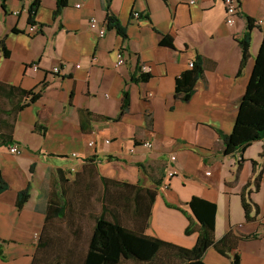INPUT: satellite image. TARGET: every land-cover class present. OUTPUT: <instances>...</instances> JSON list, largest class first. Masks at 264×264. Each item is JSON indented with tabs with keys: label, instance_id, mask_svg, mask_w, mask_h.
Returning <instances> with one entry per match:
<instances>
[{
	"label": "crops",
	"instance_id": "crops-1",
	"mask_svg": "<svg viewBox=\"0 0 264 264\" xmlns=\"http://www.w3.org/2000/svg\"><path fill=\"white\" fill-rule=\"evenodd\" d=\"M235 2V23L228 25L223 0H112L111 11L127 34L123 39L107 28L104 0H68L57 17V0H40L35 33L28 24L31 2L4 0L3 7L0 0V82L42 90L17 115L14 140L21 154L0 146V175L8 184L0 193V264H32L41 236L42 254L59 256L46 258L47 264H81L72 256L86 254L94 217L102 213L101 176L151 190L163 179L146 235L192 248L198 233L185 234L189 220L181 209L191 214L187 203L198 197L217 205L216 240L231 227L259 236L241 242L230 257L210 248L205 264H232L235 256L240 264H264V176L251 195L260 214L248 225L240 196L253 178L247 165L254 157L247 150L256 145L261 154L263 141L244 154H223L264 36V0ZM248 18L255 28L239 74ZM102 28L106 33L100 37ZM164 36L173 39V49L160 44ZM120 51L126 62L116 67ZM198 56L204 77L188 102L176 100V79ZM56 67L60 74L53 73ZM140 73L150 79L133 83ZM124 91L130 108L115 120ZM256 161L260 167L264 157ZM170 167L177 175L164 189ZM29 185L31 199L18 210V194ZM109 190L113 197L124 188L109 184ZM52 207L64 209L63 217L47 220Z\"/></svg>",
	"mask_w": 264,
	"mask_h": 264
},
{
	"label": "trees",
	"instance_id": "trees-1",
	"mask_svg": "<svg viewBox=\"0 0 264 264\" xmlns=\"http://www.w3.org/2000/svg\"><path fill=\"white\" fill-rule=\"evenodd\" d=\"M111 1L104 0L105 23L108 29L115 30L123 39L127 34L118 18L111 11ZM68 0H57L54 16L57 17L67 6ZM3 7L4 0H2ZM40 7V0H34L29 8L28 24L35 25V18ZM247 31L240 42L242 49V61L239 74L244 69L250 57L251 32L255 28V21L247 19ZM14 33L18 32L16 29ZM160 44L173 49V39L164 36ZM8 56V53H4ZM204 77L203 58L198 56L193 67L184 71L175 82V99L188 102L195 93V87L199 80ZM150 79L149 74L140 73L133 76V83L146 82ZM42 90H25L20 87L0 82V146L15 144L14 132L17 115L28 105L41 98ZM130 108V94L123 92V104L120 113L115 120L121 119ZM85 114V113H83ZM89 116V114H88ZM91 116V114H90ZM103 120H112L102 117ZM37 129L38 126H37ZM263 141V151L260 157H264V36L259 47L255 64L248 81L245 93L240 100L237 118L233 130L224 140V156L244 154L255 142ZM244 159L237 162L238 172L243 166ZM255 167L256 162L251 161ZM142 167V166H140ZM145 171V170H144ZM173 178H167V183ZM162 180L155 181L153 190L140 185L115 182L103 176L100 183L105 189V199L102 213L94 217L91 237L88 242L86 254L72 256L81 264H205L204 256L210 248H214L220 255L230 257L237 252L241 242L257 240V233L242 234L237 228L231 227L219 240L215 239L217 205L215 203L193 197L188 203L191 214L181 209L187 216L189 225L185 230L186 235L198 233L197 241L192 248H185L164 241L162 239L145 234L148 228L147 221L151 216V210L157 197V189L162 186ZM62 181V180H61ZM262 173L256 174L254 169L253 178L241 191V204L245 214V224L248 225L256 220L260 214V208L253 203L251 195L260 189ZM109 184L123 187L124 191L117 190L115 196L109 193ZM168 184V185H169ZM253 185L254 190L251 189ZM8 189V184L0 175V193ZM127 189V190H126ZM119 195H118V193ZM31 199V186L19 192L16 206L21 210ZM107 203V204H106ZM114 203V206L108 205ZM93 209V208H92ZM180 209V208H179ZM47 211L48 217L62 218L63 210L52 207ZM124 218V219H123ZM42 238L38 241L37 254L32 264H47L42 254ZM52 240H47L50 244ZM2 255V250L0 249ZM52 260L59 257L50 255ZM232 264H240V259L235 256Z\"/></svg>",
	"mask_w": 264,
	"mask_h": 264
},
{
	"label": "built area",
	"instance_id": "built-area-1",
	"mask_svg": "<svg viewBox=\"0 0 264 264\" xmlns=\"http://www.w3.org/2000/svg\"><path fill=\"white\" fill-rule=\"evenodd\" d=\"M20 2H33L34 0H18ZM224 1V5H225V8H226V23L228 25H233L235 23V18L237 16V2H235V0H223ZM135 17L139 18L140 17V14L139 13H135ZM97 25V20L96 19H92L91 20V26L92 27H96ZM38 30L37 26L36 25H32L30 26V32L31 33H35L36 31ZM106 33V29L105 28H102L99 30V35L100 37H103ZM126 60H125V57H124V54L122 51H120L117 55V62H116V67H121L125 64ZM190 67H193V63L190 64ZM34 71H37L39 69L38 65L36 64H33V68H32ZM53 73L55 74H60L61 73V68L60 67H56L53 69ZM92 145V144H91ZM145 147L147 148H151L152 147V144L151 143H144L143 144ZM9 152L13 155H20L21 154V150L19 148L18 145L16 144H13L11 146H9ZM176 161V157L175 156H171L170 157V162H175ZM177 175V171L173 168H169L167 169L166 171V177L167 178H174L175 176ZM163 188L164 189H168V183L166 182L164 185H163Z\"/></svg>",
	"mask_w": 264,
	"mask_h": 264
},
{
	"label": "rangeland",
	"instance_id": "rangeland-1",
	"mask_svg": "<svg viewBox=\"0 0 264 264\" xmlns=\"http://www.w3.org/2000/svg\"><path fill=\"white\" fill-rule=\"evenodd\" d=\"M254 146V145H253ZM258 147L255 145L253 148L251 147L249 150H247V154H246V156H250V155H252V157H254V160L253 161H255L256 162V166L254 167L253 165H251L250 163L247 165V168H249V173L251 172L250 170H252L253 169V173H254V169H255V171H256V174H258V173H262V179H263V176H264V162L262 163V165L259 167L258 165H260L256 160H258L259 161V159L260 160H263V157H260V154L258 155V149H257ZM246 162V161H245ZM259 168H258V167ZM243 167V166H242ZM241 171H242V168H241V170L238 172V170H237V168H236V175L238 176H240V174H241ZM245 172V171H244ZM246 172H247V169H246ZM72 176H75V174L72 172L71 173V175H70V177H72ZM95 209H96V207H95ZM249 228H251V227H248V229ZM262 230H260V231H263V228H261ZM256 233V232H255ZM261 234H262V232H260ZM52 256H44V259L45 258H48V260H51L50 258H51ZM126 264H129V263H126Z\"/></svg>",
	"mask_w": 264,
	"mask_h": 264
}]
</instances>
